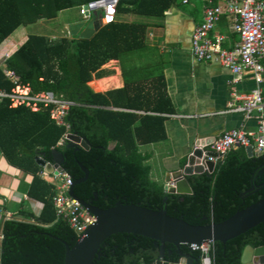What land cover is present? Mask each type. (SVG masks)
<instances>
[{"label":"trees","instance_id":"obj_1","mask_svg":"<svg viewBox=\"0 0 264 264\" xmlns=\"http://www.w3.org/2000/svg\"><path fill=\"white\" fill-rule=\"evenodd\" d=\"M91 1L0 0V44L22 24L55 18L62 10ZM174 1L123 0L116 21L90 38L30 35L6 59L5 67H0V90L13 87L5 75L11 69L34 92L49 90L75 102L64 123L58 124L47 108L37 112L23 106L11 108L9 99H0V148L12 165L32 174L29 196L43 203L38 216L23 213V219L4 222L0 264H64L65 243L72 247L79 239L67 220L57 216L53 204L56 187L42 177L43 167L36 162V156L53 162L54 150L63 155V170L74 182L85 176L82 166L88 169L87 179L74 186V193L104 209L122 201L165 209L190 224L208 225L222 222L264 197V155L250 157L245 147L218 159L212 173L187 176L191 194L168 192L150 177L148 157L140 146L165 138L164 122L174 109L164 63L135 57L147 49V24L118 16L162 15ZM113 59L120 62L124 86L95 92L88 83L105 76L102 66ZM68 133L85 139L90 148L72 146ZM156 244L141 235L113 234L102 244L94 264H152L159 257ZM247 245H264V222L225 244L212 242L213 264H243ZM166 248L165 260L178 262L177 248L172 244ZM181 250L191 256V264H201L199 251L188 245Z\"/></svg>","mask_w":264,"mask_h":264},{"label":"crops","instance_id":"obj_2","mask_svg":"<svg viewBox=\"0 0 264 264\" xmlns=\"http://www.w3.org/2000/svg\"><path fill=\"white\" fill-rule=\"evenodd\" d=\"M203 10L202 0H175L164 14L145 15L150 18L144 21L135 20L134 15L138 14L118 16L121 20L147 24L146 44L154 52L151 58L164 63L167 91L174 111L166 116L165 138L140 146V151L148 157L145 162L150 166V177L164 187L174 180L173 175L185 165L187 156L196 147L210 150L212 143L224 131L243 129L256 132L259 126L257 112L249 116L245 112L232 111L230 103L234 96L249 93L257 87H260L264 97V73L260 85L250 72L242 73L235 81V76L229 68L216 61H199L192 53V32L196 25L202 22ZM44 19L48 18L39 19L35 23ZM82 20L72 21L70 25ZM70 25L66 27L69 28L68 31L62 30L61 34L26 32L4 45L7 38L0 44V67H5L6 59L30 35H43L50 39L71 37L73 35ZM212 34L223 35V46L228 49L234 48L239 42V36L232 30L231 19L227 15L221 17ZM144 52L145 50L139 55L145 61L150 57ZM102 69L106 70L107 74L101 78H93L88 83L95 92L106 93L124 86L119 60H110ZM57 153L56 150L53 151L54 160L49 163L60 162ZM42 177L54 185L59 182V178L54 173L45 172L44 167ZM32 179L31 173L12 165L0 148V249L2 228L6 220L23 219V213L38 216L43 208L42 202L29 196ZM185 259L188 263V259Z\"/></svg>","mask_w":264,"mask_h":264},{"label":"built area","instance_id":"obj_3","mask_svg":"<svg viewBox=\"0 0 264 264\" xmlns=\"http://www.w3.org/2000/svg\"><path fill=\"white\" fill-rule=\"evenodd\" d=\"M123 0H94L79 6V12L85 22L100 21L101 25L114 23L118 6ZM204 2L203 20L196 25L191 36V49L199 61H216L229 68L236 81L244 72H250L258 85L263 82L264 73V0H202ZM186 2V1H185ZM223 15L231 19L232 30L239 36L237 45L228 49L223 46L225 37L212 34ZM5 75L14 85L10 91L0 90V99L7 98L10 107H26L33 112L49 109L50 117L56 123L63 124L64 117L75 102L56 96L52 91L34 92L30 84L19 81L14 70L7 69ZM230 110L251 115L257 112L259 126L256 132L243 129L224 131L211 145L210 150L218 153L208 159L216 165L218 159L238 147L254 146L255 151L264 155V97L260 87L249 93L234 96ZM56 194L53 204L58 217L66 219L78 237L84 236L88 227L96 221L76 198L69 194L74 181L65 171L56 175ZM168 188L173 185L170 181ZM212 242L191 243L189 248L201 253V264H213L210 254ZM152 264H155L152 263Z\"/></svg>","mask_w":264,"mask_h":264},{"label":"water","instance_id":"obj_4","mask_svg":"<svg viewBox=\"0 0 264 264\" xmlns=\"http://www.w3.org/2000/svg\"><path fill=\"white\" fill-rule=\"evenodd\" d=\"M101 27L102 25L98 20L89 22L82 20L71 24L70 30L73 36L79 35L81 38H90ZM66 138L71 141L72 146L86 150L90 148L88 142L77 134L68 133ZM245 150L250 157L261 155L255 151L253 145L245 147ZM57 154L60 157V162L57 164L49 163L40 156L36 157V161L44 167L45 172L57 175L64 171L62 167L64 157L60 152ZM210 156L217 157L218 153L203 147H196L187 156L185 165L173 175V185L169 188L168 185H165L164 188L168 192L191 194L192 189L187 181V176L205 172L212 173L216 165L208 159ZM82 169L85 176L73 183L69 194L79 200L95 216L96 221L88 227L84 236L79 238L74 246L70 247L65 243L64 264H94L102 244L108 237L117 233L141 235L155 240L156 246L160 249L155 264H191V256L183 254L181 250L183 245L216 241L225 244L227 241L264 222V197L238 210L228 219L208 225L190 224L182 218L170 216L165 209L153 210L135 203L125 204L118 201L113 207L100 208L77 197L74 193V186L88 177V169L83 166ZM167 244H172L177 248L181 256L178 262L165 260ZM185 258L188 259V263H186ZM241 261L243 264H264V245L256 248L247 245L243 251Z\"/></svg>","mask_w":264,"mask_h":264},{"label":"rangeland","instance_id":"obj_5","mask_svg":"<svg viewBox=\"0 0 264 264\" xmlns=\"http://www.w3.org/2000/svg\"><path fill=\"white\" fill-rule=\"evenodd\" d=\"M135 20H145L149 19L150 16L145 15H134ZM82 19V16L79 12V6H74L72 8L66 9L58 14L56 18L51 19H44L40 22H34L29 24H22L20 27H18L15 32L10 36L11 38H8L7 42H4V45L6 43L10 42L14 37H19L21 35H24L26 32L31 33H40V34H48L49 32H53L54 34H61L62 30L64 32H67L69 28H66L67 25L69 27L70 22L75 20ZM65 28V29H63ZM147 57H153L154 52L151 50V48L147 45V49L145 50ZM136 59L139 61H144L141 59V56L138 54L135 55ZM1 66L4 67L3 64Z\"/></svg>","mask_w":264,"mask_h":264}]
</instances>
